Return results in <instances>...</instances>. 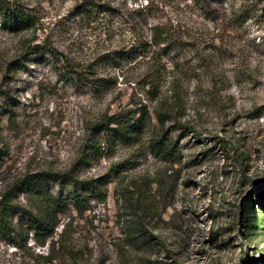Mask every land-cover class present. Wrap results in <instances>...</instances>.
I'll list each match as a JSON object with an SVG mask.
<instances>
[{
    "label": "rangeland",
    "instance_id": "374dc122",
    "mask_svg": "<svg viewBox=\"0 0 264 264\" xmlns=\"http://www.w3.org/2000/svg\"><path fill=\"white\" fill-rule=\"evenodd\" d=\"M8 1L30 22L0 23V194L25 174L68 168L102 113L152 104L138 83L150 66L144 54L97 64L131 41L119 13L106 36L78 16L76 6L92 0ZM111 1L120 13L148 6L146 34L168 18L189 30L193 38L161 60L163 97L168 70L185 72L183 106L164 121L152 114L138 142L104 146L77 186L20 191L0 264H264V0H245L242 17L224 9L242 0H214L217 20L193 0ZM69 67L102 72L106 85L65 80ZM164 131L177 145L171 158L149 146ZM48 211L55 227L37 233L32 224Z\"/></svg>",
    "mask_w": 264,
    "mask_h": 264
},
{
    "label": "trees",
    "instance_id": "16d2710c",
    "mask_svg": "<svg viewBox=\"0 0 264 264\" xmlns=\"http://www.w3.org/2000/svg\"><path fill=\"white\" fill-rule=\"evenodd\" d=\"M245 0H242L238 9L235 4L224 8L227 15L237 16L244 10ZM194 5L199 9L200 14L206 18L217 20L219 18V9L212 7L214 0H193ZM148 6H138L131 10H126L120 13L117 4L111 0H92L84 2L76 6L79 18L84 22L97 21L103 34L110 36L119 28L113 23H110L112 17L117 13L122 16L123 24L126 30H130L131 41L126 45H119L110 53L113 54L112 58H107L108 54L100 58V65L111 64L113 61H123L137 58L141 55L143 59L150 63L147 70H145L138 80L143 89H148L146 95L151 100L152 104L139 102L136 108H129L127 110H120L111 114L102 113L93 121L89 122L87 126V135L84 142L81 144L78 154L72 164L66 169H44L34 173L25 174L12 182L10 187L0 194V236L10 238L15 231L14 212L21 209L22 206L19 202L15 201V197L20 191L29 189H37L41 182L54 181L60 185L69 184L77 186L86 180L80 176V168L90 159L96 158L103 151L104 146L112 142H138L141 140L144 133L148 130L150 123L153 121L152 114L160 121H164L167 115L181 110L183 106V76L184 70H179L176 65L173 69H169V94L162 96L163 83L168 81L164 79L165 66L162 65L163 55H168L177 49H181L186 45L183 36L187 28L183 31V25L178 20H171L170 18L165 21L157 20L151 24L150 32L146 34V21L147 16L143 13L148 9ZM148 19V18H147ZM145 20V21H144ZM30 18L12 6L8 0H0V23L10 28H18L25 23H29ZM186 36V35H185ZM189 39L193 36L188 34ZM187 45H194V42ZM36 48V51H39ZM150 48V50H148ZM48 53L52 56L54 61H61L58 58L57 52L54 48H48ZM204 60V59H203ZM92 67L93 65H87ZM88 69V68H86ZM77 71L72 67L64 69L62 72L63 79L70 82L90 83L94 86L106 85L107 79L101 72L97 76H93V72L89 70ZM189 69V68H188ZM194 71V67L189 69ZM186 74H187V70ZM163 99V100H162ZM169 99L174 100L175 104L168 103ZM177 113V112H176ZM174 115V114H173ZM163 123V122H162ZM150 148L159 153L165 158L175 156L177 152V145L172 142L170 135L164 131L158 137H151L149 139ZM94 183H92L93 185ZM78 194H76L77 196ZM55 215L52 212L45 213L36 218L32 224V229L37 233L42 231H50L55 227Z\"/></svg>",
    "mask_w": 264,
    "mask_h": 264
}]
</instances>
